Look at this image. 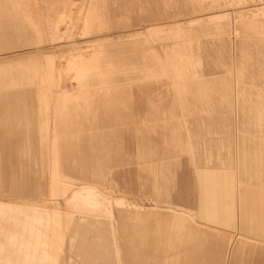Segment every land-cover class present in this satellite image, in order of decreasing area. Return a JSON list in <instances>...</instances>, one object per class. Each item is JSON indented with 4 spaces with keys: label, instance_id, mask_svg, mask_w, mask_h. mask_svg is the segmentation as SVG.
I'll return each mask as SVG.
<instances>
[{
    "label": "crops",
    "instance_id": "0c3cea01",
    "mask_svg": "<svg viewBox=\"0 0 264 264\" xmlns=\"http://www.w3.org/2000/svg\"><path fill=\"white\" fill-rule=\"evenodd\" d=\"M43 1L49 11L59 10L56 15L49 13L46 18L36 15L34 10L39 0H0V193L18 191L23 203L49 208L41 203L45 201L43 195L60 192L68 183L77 190L82 186L95 187L110 199L123 201L125 205L113 207L115 221L109 225H114L115 231L101 236L116 245L112 247L117 256L116 264H233L228 261L231 238L235 243V256H257L256 264H264V260L261 263L264 258V190L261 201L253 190L254 185L264 184V158L252 156L247 149L242 152L243 147L238 143L244 136L242 127L246 128L249 121L257 118L240 113L250 103L239 92L238 81L253 79L237 56L238 41L244 42L245 35L264 36L262 21H243L241 25L252 27L253 31L244 32L241 37L234 36L239 32L235 26L214 30L225 34L221 40L228 44L227 52L231 57V61L226 62L230 66L227 72L234 78L230 99L224 102L234 111L237 154L233 189L237 202L234 212L231 207L222 206L226 195L221 193V173L205 174V184L212 187L215 194L210 195V199L212 197L215 206L217 204V209L207 211L204 182L190 185L184 178L191 167L188 148L170 153L168 148L159 147L172 143L188 145L190 138L182 137L179 142H173V138L157 136L155 123L142 122V117L146 120L151 117L149 112L148 117L143 115V108L147 106L149 111L147 97L151 91L159 90L158 86L136 84L134 74L133 85L126 84L127 78L121 76L123 83L107 88V92H97L94 89L97 79L92 71L93 52L75 58V73L71 75L72 79L77 76L84 81L80 89H69L66 84V89L53 90L49 84H43L52 73L47 68V53L51 50L44 49H69L73 45L72 41H57L48 18L61 16L62 10L72 8L76 0ZM91 1L82 6L85 28H90L94 19ZM209 14L212 13L173 20L160 15L147 27L151 32L158 25L191 22L194 17L204 18ZM130 23L126 20L119 24ZM154 40L163 42L160 37ZM206 41L214 42L209 38ZM26 53L28 57H24ZM117 80L118 76L112 81ZM184 88L185 85L178 86L180 95ZM179 99L181 104H189L188 95ZM258 103L254 101L251 105ZM155 116L161 117L159 113ZM142 124L149 130L144 136ZM229 127L228 124L222 127L225 136L229 135ZM254 162L256 168L260 165L261 172L252 170ZM200 168L197 165L198 173ZM162 171L172 172L173 179L159 176ZM243 185L245 192L241 191ZM68 193L65 198L69 199L73 193ZM131 194L135 195L134 202L128 201ZM65 198H55V201L61 204Z\"/></svg>",
    "mask_w": 264,
    "mask_h": 264
},
{
    "label": "rangeland",
    "instance_id": "374dc122",
    "mask_svg": "<svg viewBox=\"0 0 264 264\" xmlns=\"http://www.w3.org/2000/svg\"><path fill=\"white\" fill-rule=\"evenodd\" d=\"M87 2L88 0H76L72 2V8L66 7L62 10L61 16L48 18L52 23L53 34L57 35V41L63 43L72 41L73 45L69 49L65 47L56 50L44 49L51 50L47 55V68L52 73L47 75L49 80L44 81L43 84H49L53 90L65 88L66 84L69 89L74 87L80 89L85 84L84 81L77 76L76 79H72L74 76L71 75L75 73V58L85 57L87 53L93 52L92 71L97 79L94 81V89L97 92L104 93L107 88L123 83L120 81L121 76L127 78L124 80L126 84L133 85L134 74L136 84L150 83L156 88L158 86L159 90L151 91L147 97L149 111L147 106H144L145 110L142 107L143 115L147 114L148 117L151 114V117L148 120L142 117V122H148V125L149 122L155 123L157 128L154 131L157 132L158 137L173 138V142H179V138L182 137L190 138L191 144L188 145L172 143L159 147L168 148L170 153L178 152L182 147L188 148L186 153L191 167L188 168L184 178L188 179L190 185H196L198 181L204 182L207 211L217 209V204L215 206V200L212 197L210 199V195L215 196V194L212 187L205 184V174L220 172L221 193L226 195L222 206L227 205L234 212L236 207L233 189L236 170L234 160L237 154V141L234 137V111L231 105L224 102L227 98L230 99L234 78L227 72L230 66H227L226 62H230L231 57L230 52H227L228 44L221 40L225 34L214 30L235 26L239 32L234 36L241 37L244 32L253 31L252 27L241 25L243 21L259 19L264 27V0H92L94 19L91 27L85 28L83 20L85 10H82V6ZM34 11L36 15L42 14L46 18L49 13L56 15V11L59 10L49 11L46 2L39 0L38 8ZM201 13L213 15L209 14L204 18L194 17L191 22L180 21L169 25H158L151 32L150 27H147L160 15L166 20H173L189 18ZM126 20L131 23L119 24ZM259 29L263 30L261 26ZM231 36L233 37V33L230 38ZM154 37L163 38V42L157 43ZM244 37L245 41L241 43L238 41L237 44L238 61L247 66L253 80L247 82L241 78L238 81L241 85L239 92L242 97L248 98L250 103L243 107L240 113L250 114L253 119H257L249 121L246 128L242 127L244 136L238 143L243 147L242 152L247 149L252 156L262 159L264 158V106L262 105L264 36L248 34ZM208 38L214 42L207 43ZM75 41L82 42L78 45ZM24 55V57L29 56L28 53ZM219 66L222 69L218 71ZM66 68L68 71L65 70ZM115 75L118 76V83L112 81L117 77ZM179 85L186 87L181 95V91L177 89ZM183 95H188L189 104H181L179 98ZM254 101L259 103L251 105ZM156 113L161 117L157 118ZM224 124L230 126L228 136L223 134ZM142 125L144 136L149 130L147 126ZM197 165L201 167L199 173ZM252 167L253 171L256 169L261 172L260 165L256 168L255 162ZM159 176L173 179L172 172L162 171ZM254 186L253 190L260 196L261 201L264 186L258 184ZM84 189L85 187L82 186L77 190L75 186L67 183L60 192L44 194L45 201L41 203H45L49 208L23 203L19 193H0V207L7 211L0 215V237L5 242L11 243L12 247L14 242L18 244L22 237L29 236V233L35 231L40 240L43 236V239L50 244L47 252L53 256L57 254L60 264H116L117 256H114L112 251V247L116 245H113V242L102 239L103 244L100 248L90 247L89 243L102 238L103 233L107 236L114 231L113 226L109 225V222L114 221L113 207L125 203L110 199L101 192L96 200L91 201L83 198H65L69 195V191L76 193ZM241 191L245 192V185L242 186ZM60 197L65 198L61 204L58 200L55 201V198ZM134 200L135 195H129L128 201L134 202ZM138 207L141 211V206ZM91 221H95L99 230L87 232L84 229ZM82 237L84 244L79 250L78 242ZM85 251L93 257H98L99 262H94L92 256L88 258ZM107 253L111 255L110 261L101 257ZM82 257L84 259L81 260ZM237 258L238 260L233 264H252L253 259L256 264L258 260L257 256Z\"/></svg>",
    "mask_w": 264,
    "mask_h": 264
},
{
    "label": "bare ground",
    "instance_id": "6f19581e",
    "mask_svg": "<svg viewBox=\"0 0 264 264\" xmlns=\"http://www.w3.org/2000/svg\"><path fill=\"white\" fill-rule=\"evenodd\" d=\"M256 9V8H255ZM233 11V10H232ZM245 11V10H244ZM251 11V10H250ZM249 11V12H250ZM256 12V11H255ZM259 12V11H257ZM243 13V12H242ZM246 13V12H245ZM247 13H248V10H247ZM251 13V12H250ZM262 13V12H260ZM207 14V13H206ZM241 14V13H240ZM253 14V13H252ZM255 14V13H254ZM213 15V14H212ZM248 15V14H247ZM252 16V15H251ZM250 16V17H251ZM200 18V17H199ZM214 18V17H213ZM253 18V16H252ZM195 21V20H193ZM206 21V20H204ZM196 23V22H195ZM192 24V23H191ZM197 25V24H196ZM76 40V39H75ZM79 45V44H78ZM48 54V53H47ZM31 55V54H30ZM36 55V54H35ZM38 55V54H37ZM19 56V55H18ZM17 57V56H15ZM21 57V55H20ZM39 57V56H38ZM41 57V56H40ZM30 58V57H29ZM36 58V56L34 57ZM11 59H14V58H11ZM32 59V58H31ZM71 59V58H70ZM25 60V59H24ZM19 61V60H18ZM17 61V62H18ZM30 61V60H29ZM36 61V60H35ZM72 61V59L70 60ZM7 62V61H6ZM26 62V61H25ZM24 62V63H25ZM16 63V61H15ZM29 63V62H28ZM71 63V62H70ZM14 64V63H13ZM40 64V63H39ZM146 64V63H145ZM28 65V64H27ZM38 65V64H37ZM36 65V67L38 68V66ZM1 66V65H0ZM33 66V65H32ZM68 67V66H66ZM80 67V66H79ZM31 70V67L29 68ZM69 69V68H68ZM40 70V69H39ZM43 70V69H42ZM40 70V71H42ZM67 70V68L65 69ZM71 71V69H69ZM230 70V69H229ZM33 71V70H32ZM68 71V70H67ZM66 71V72H67ZM69 71V72H70ZM37 72V71H36ZM67 72V73H69ZM35 73V72H34ZM45 73V72H44ZM66 73V74H67ZM39 74V73H38ZM171 75V74H170ZM46 76V75H45ZM9 81V80H8ZM32 85V84H31ZM32 88V87H31ZM112 90V89H111ZM109 91V90H108ZM107 92V90H106ZM84 94V93H83ZM113 95V94H112ZM111 95V97H112ZM115 102V101H114ZM229 102V101H228ZM232 104V103H231ZM239 105V104H238ZM240 107V106H239ZM239 112V111H238ZM242 118V117H241ZM247 120V119H245ZM244 120V121H245ZM247 122H245L246 124ZM239 141V140H238ZM244 155V154H243ZM241 158V157H240ZM264 161V159H263ZM252 163V162H251ZM250 167V166H249ZM252 171V170H251ZM251 174V173H250ZM236 175V174H235ZM260 175V174H259ZM264 185V184H263ZM85 187V191L82 190L80 192H76V193H73V196L72 198L74 199H79V198H83L85 200H96L97 199V196L101 195L99 194L100 191L95 188V187H87V186H84ZM20 190V189H19ZM12 191V190H11ZM14 191V189H13ZM84 191V192H83ZM16 192V191H15ZM17 193H19L17 191ZM118 201V200H117ZM237 202V201H236ZM122 211V210H121ZM120 211V212H121ZM7 211L2 209L0 207V215H3L5 214ZM68 213V212H67ZM94 213V212H92ZM95 215V214H93ZM259 215V214H258ZM96 216V215H95ZM234 216V215H233ZM260 217V216H259ZM212 219V218H211ZM115 221V220H114ZM92 222V223H91ZM90 223L86 224L84 229H86L87 232H94L96 230H99V227L97 226V224L95 223V221H91ZM263 224V223H262ZM114 226V225H112ZM260 226V224H259ZM103 227V226H102ZM79 228V227H77ZM224 228V227H223ZM81 229V228H79ZM237 229V228H236ZM261 229V228H260ZM102 230V228H101ZM115 231V229H113ZM113 231V232H114ZM221 231V230H220ZM253 231V230H252ZM256 231V230H255ZM261 231V230H260ZM2 232V231H1ZM30 235L29 236H24L22 237V240L21 242H19L18 244L17 243H13L12 244V247H11V243H7L5 242L1 237H0V264H60L59 262V258H58V255H52L50 254L49 252H47L50 248V244L47 243V241H45L43 239V236H41V240L38 236V234H36L35 231H32L31 233H29ZM234 234V233H233ZM237 235V234H235ZM242 236V235H240ZM258 236V235H257ZM233 237V236H232ZM253 238V237H252ZM14 239V238H12ZM83 239L84 237L81 238V240L78 242V248L79 250L83 247ZM251 239V238H250ZM252 240V239H251ZM256 240V239H255ZM90 244V247H95V248H100L103 244V241H102V238L96 240L95 241H92ZM116 244V242H115ZM120 245V244H119ZM118 246V244H117ZM234 247H235V243H234V240L231 238V241H230V246H229V263L232 261H237L238 258L237 256H235L234 254L236 253L235 250H234ZM45 248V251H43ZM85 248H87V245L85 244ZM85 253L87 254L88 258L91 257L92 255L90 253H88L87 251H85ZM86 254H85V257H86ZM82 256V255H81ZM101 257H105L107 259H111V255L109 253H107V255H104V256H101ZM84 259L83 257L81 258V260ZM91 259H94V262H99L98 260V257H93ZM124 260V259H122ZM264 260V258H261V263L262 261ZM128 261V260H127ZM132 261V260H131ZM226 261V262H228ZM82 262V261H81ZM86 262V261H85ZM133 264V263H132Z\"/></svg>",
    "mask_w": 264,
    "mask_h": 264
}]
</instances>
